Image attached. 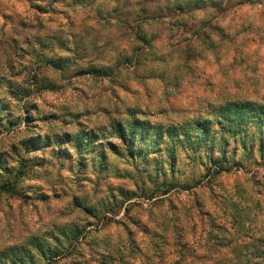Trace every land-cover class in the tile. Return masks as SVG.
I'll use <instances>...</instances> for the list:
<instances>
[{"label": "rangeland", "instance_id": "1", "mask_svg": "<svg viewBox=\"0 0 264 264\" xmlns=\"http://www.w3.org/2000/svg\"><path fill=\"white\" fill-rule=\"evenodd\" d=\"M175 1L0 0V264L74 227L33 264H243L264 247L254 126L174 158L167 140L133 158L114 132L209 119L221 138V105L264 104V0ZM79 132L97 134L87 153L62 139Z\"/></svg>", "mask_w": 264, "mask_h": 264}, {"label": "trees", "instance_id": "2", "mask_svg": "<svg viewBox=\"0 0 264 264\" xmlns=\"http://www.w3.org/2000/svg\"><path fill=\"white\" fill-rule=\"evenodd\" d=\"M204 1L189 0L183 6L180 3H177L178 1L176 0L173 2L172 6H174V9L187 10L186 8L199 7ZM154 19H157L156 15L151 16V20ZM138 36H140L141 39L147 41V39L142 37L140 33H138ZM88 71L103 70L97 67H91L88 69ZM2 109L3 105L0 103V110ZM216 114H219V118L224 124L225 135H221V138H219L220 136L212 133L210 126L211 120L209 119H197V121L186 122L183 125L163 128L160 125L150 127L149 124L143 119L133 118L126 122H117L113 126L114 132L116 133L119 141L122 142L129 155L133 158H136L139 155H148L150 150H161V140H167V142H165V148L169 151L170 157L174 158L176 156L177 146L186 147L189 144L193 147L196 144H200L202 141H210L212 146L215 143H227V139L230 136L236 140L238 139V136L241 138L243 137L242 139H244L248 135L254 134V130L251 129L253 126L256 128L258 135H260V137H264V104L256 101L229 102L227 104L221 105L218 108V112H216ZM95 137H97L95 132H88L83 135L81 132H79L76 135L65 133L62 139L64 142H72L78 151L87 153V151H90V146ZM46 139V135L45 137L42 136L40 143H45ZM170 142L172 145H169ZM109 145L114 152L118 153L117 144L111 142ZM98 156L100 160L105 158V152L103 149H100ZM223 163L224 162L221 161L214 163V166L216 167L214 172L216 174L222 173L223 170H228L227 168H224L225 165H223ZM81 234L82 232L78 230L77 227H74L72 230L63 228L60 230L59 235H51V238L55 240L56 243L35 239L32 241V246L35 248L34 252L22 250L19 254L17 251H15V253L10 256L11 261L7 262L6 260L5 264H25L27 259L30 260V264H33V262H35V255H40L42 257H47L50 254L52 255L53 251L57 249L58 245L56 244H61V240H78L81 237ZM57 253L58 252L55 254ZM55 254H53L50 259L54 258L56 256ZM240 254H244L243 256L245 259L239 261V263L243 262V264H253L254 262L251 261L252 258L259 260L264 258V247L261 248L256 246L252 250L248 249V251L245 250V253ZM236 263H238V261Z\"/></svg>", "mask_w": 264, "mask_h": 264}]
</instances>
